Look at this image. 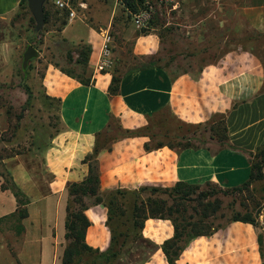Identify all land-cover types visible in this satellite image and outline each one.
Segmentation results:
<instances>
[{"label":"crops","instance_id":"0c3cea01","mask_svg":"<svg viewBox=\"0 0 264 264\" xmlns=\"http://www.w3.org/2000/svg\"><path fill=\"white\" fill-rule=\"evenodd\" d=\"M20 1L0 0V16L16 9ZM258 2H246L242 13L257 29H263L264 11L257 12ZM119 3L116 0L115 7H111L109 25ZM72 26L73 23L68 25L64 32ZM86 30L84 37L93 46L89 65L92 83L84 85L54 68L49 69L46 79L51 95L61 100L60 115L65 131L46 154L47 168L53 176L49 192L31 202L30 215L23 221L25 236L19 253L22 264H46V255H53L54 261L62 263L70 199L68 185L82 182L89 175V165L84 160L94 152L99 136L114 119H119L125 130H136L147 126L149 117L165 109L190 124H210L216 117L226 115L231 138L228 145L220 148L182 150L167 145L147 150L146 136L116 140L110 148L101 149L97 157L101 194L117 189L135 191L143 186L171 188L179 182L203 186L211 182L232 188L243 185L251 176L250 159L236 146L252 147L259 143L253 142L255 135L250 140L245 136L248 120L241 113L256 106L263 90L264 61L259 54L252 48L238 47L207 63L197 75L190 71L174 74L153 60L162 52V37L158 33L138 35L134 53L145 65L123 73L119 91L113 95L110 94L113 74L96 70L101 60V33L92 27ZM263 121L254 125L259 128ZM256 134L260 141L261 132ZM86 214L92 222L87 242L107 250L112 240L109 208L104 203L91 205ZM174 234L170 220L146 221L144 235L158 249L145 264H169L161 246ZM177 263L264 264L256 229L245 222H233L210 236L194 238Z\"/></svg>","mask_w":264,"mask_h":264},{"label":"rangeland","instance_id":"374dc122","mask_svg":"<svg viewBox=\"0 0 264 264\" xmlns=\"http://www.w3.org/2000/svg\"><path fill=\"white\" fill-rule=\"evenodd\" d=\"M72 1L76 3L80 0ZM84 1L88 3V9H79L80 18L76 17L73 22L69 15L68 24L63 26L62 20L66 15L51 0H47L50 19L41 31H36L35 18L25 0H21L16 9L0 16V264H22L19 253L25 236V231H18L20 219L16 198L10 190L1 189V174L10 173L31 202L48 194L53 176L47 168L46 154L55 146V139L65 131L60 104L52 99L54 96L46 85L49 69L54 68L62 73L65 70L75 76H84L86 71V76L92 79L89 75L91 56L86 67V48L92 44L84 37V28L88 30L90 27L101 33V59L108 61V65L102 69L98 63L97 72L123 75L144 63L134 53L135 40L142 29L136 26L134 17L128 20V13L119 3L114 14L116 19L113 18L109 25V13L116 0ZM248 1L154 0L158 15L153 33L162 37L163 49L153 60L174 74L190 71L195 75L207 63L238 47L252 48L264 61V28L257 29L242 13ZM256 9L257 12L264 11V0H259ZM72 23L70 31L65 33L66 27ZM107 35L110 36L108 43ZM29 46H34L39 56L31 60L25 70L23 59ZM241 113L248 120L245 123V136L250 140L255 135L253 142L259 143L252 147L236 148L244 151L251 163H262V174L241 190L210 184L195 190L191 196L207 192L210 197L221 201L223 210L212 219L215 225L224 222L227 214H233L227 209L230 204L236 206L235 214L252 216L264 263V161L260 152L264 145V123H260L259 128L254 125L264 119V86L256 106L246 108ZM226 126L227 133L224 129ZM137 130L136 133L147 137L152 148L161 144L176 150L186 146L220 148L228 145L231 138L226 115L216 117L210 124H190L179 119L170 109L149 117L147 126ZM256 132H261L263 136L260 141ZM124 137L126 133L119 119H114L99 142L107 147ZM212 139H216L214 144ZM4 182L11 185L10 177ZM135 199L133 191H125L123 196H118L125 214L112 223L117 231H126L133 226ZM94 201V198L86 199L88 205H93ZM130 250L125 251L129 252L123 261L125 264H134L150 249L134 247L132 253ZM44 261L53 264V255H46ZM54 264H58L56 260ZM59 264H62L61 260Z\"/></svg>","mask_w":264,"mask_h":264},{"label":"trees","instance_id":"16d2710c","mask_svg":"<svg viewBox=\"0 0 264 264\" xmlns=\"http://www.w3.org/2000/svg\"><path fill=\"white\" fill-rule=\"evenodd\" d=\"M25 2H28V0H25ZM154 3V0H120V5H122L124 11L128 13V20L133 18L137 13L145 10L149 5H154ZM60 11H63L66 15V18L62 20V25L66 26L68 24L70 10L62 9ZM50 13L51 12L47 10L45 4V24H47L50 19ZM156 15H158V9L155 7V12L151 21L147 27L140 30L139 35H148L155 31L153 27L157 25L155 20ZM114 19H116V17ZM86 50L88 52L86 58L87 67L92 53V46H88ZM143 65H145V63L139 64L136 68L143 67ZM62 71L84 85H90L92 83V79L86 76V71L84 76H75L65 70ZM121 81L122 75L113 74L110 94L115 95L118 93ZM25 86L30 90L27 83H25ZM52 99L58 101L61 106V100L59 98L52 97ZM113 121L107 130L112 126ZM122 129L125 131L126 137L142 135L136 133L138 131L137 129V131L125 130L123 127ZM224 129L227 133V126ZM107 130L105 132H107ZM103 134H101L99 138ZM99 138L94 152L87 155L84 160V162L89 165V175L82 182H72L68 185L70 199L67 205L66 245L62 256V264H125L123 261L129 254V252H125L126 249H131L130 253H132L134 252L132 250L134 247H136V249H150L148 253L144 254V257L134 263L145 264L151 255L158 249V245L152 239L144 235L146 221L150 218L170 220L174 226V236L167 239L161 246L169 264H178L177 261L188 244L196 237L210 236L233 222H245L255 225V220L252 216H240L239 214H235L236 206L233 204H230V208H227L233 211V214H227L224 222L215 225L212 219L216 218L222 212L223 205L221 201L217 198L210 197V194H207V192H201L195 197L191 196L192 193H195V190L201 188L203 184L194 185L186 182H179L176 186L171 188L143 186L133 191L136 195L135 203L132 208L133 226L126 231H117L116 228L112 226V223H114L117 217H122L125 214L118 202V196H123L125 191L128 190L117 189L107 192L108 195L107 193L101 194L100 169L97 157L101 149L110 148L111 146L106 147L100 145ZM163 146L165 145L161 144L156 148H152L149 142L145 145L147 150L158 149ZM169 147L173 148L172 146ZM187 148L195 147L186 146L183 149ZM260 152L264 161V145L260 148ZM251 166L252 171L249 180L241 186L232 187V190H241L247 187L253 179L259 178L263 170L262 163L253 162ZM1 177L3 179L1 184L2 191L10 190L18 203L17 213L20 219L18 231L22 233L25 231L23 221L30 215L29 205L31 204V200L15 182L10 173H3ZM7 177H10L11 185H7L4 182ZM210 184L212 183L206 182V185ZM183 188L189 190L182 191ZM190 189H194V191H190ZM87 198L95 199L93 205L104 203L109 208L108 225L112 233V240L107 250L95 248L87 242V231L92 225L91 220L86 214V211L91 206L86 203ZM225 215L226 213L223 216Z\"/></svg>","mask_w":264,"mask_h":264},{"label":"built area","instance_id":"2783aa9c","mask_svg":"<svg viewBox=\"0 0 264 264\" xmlns=\"http://www.w3.org/2000/svg\"><path fill=\"white\" fill-rule=\"evenodd\" d=\"M58 8L60 9H69L71 19H75L78 17V10H86L88 9V3L84 0L77 1L75 4L72 0H51ZM155 12V6L149 5L145 10L134 15V21L138 28L147 27L149 22L151 21L153 14ZM110 41V36H106V43ZM100 68L102 69L104 66L108 65V61L105 59H101L99 62Z\"/></svg>","mask_w":264,"mask_h":264},{"label":"water","instance_id":"95a60500","mask_svg":"<svg viewBox=\"0 0 264 264\" xmlns=\"http://www.w3.org/2000/svg\"><path fill=\"white\" fill-rule=\"evenodd\" d=\"M47 0H28L29 8L36 21V31H41L45 27V4ZM39 56L38 50L34 46H29L24 53L23 68L26 70L29 63Z\"/></svg>","mask_w":264,"mask_h":264}]
</instances>
